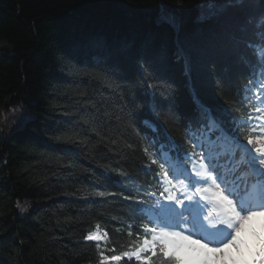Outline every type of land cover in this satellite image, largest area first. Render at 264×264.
Here are the masks:
<instances>
[{"label":"trees","instance_id":"16d2710c","mask_svg":"<svg viewBox=\"0 0 264 264\" xmlns=\"http://www.w3.org/2000/svg\"><path fill=\"white\" fill-rule=\"evenodd\" d=\"M218 6L0 0V264H98L95 244L83 239L96 224L117 242V252L106 254H119L127 225L146 222L134 221L132 203L122 198L143 196L154 176L144 167L142 142H163L166 129L189 147L186 126L195 123L198 105L214 113L239 106L233 93L245 74L224 46L227 25L240 13L217 17ZM185 58L193 62L190 76ZM150 75L172 85L165 103L176 119L153 113L144 95ZM228 76L232 87L218 91L215 79ZM109 79L119 87H109ZM143 116L157 122V133Z\"/></svg>","mask_w":264,"mask_h":264},{"label":"snow or ice","instance_id":"6c2138e0","mask_svg":"<svg viewBox=\"0 0 264 264\" xmlns=\"http://www.w3.org/2000/svg\"><path fill=\"white\" fill-rule=\"evenodd\" d=\"M209 3L219 5L213 12L217 17L229 9L240 13L227 25L224 46L238 73L245 74L246 82L233 93L239 106L214 113L208 106L198 105L197 119L195 123L189 121L185 131L192 151L181 150L166 129L163 142L155 136L146 144L142 142L149 160L144 167L154 173L148 187L156 190L122 198L132 203L133 220L146 222L128 224L127 243L120 244L122 250L112 255L106 253L117 252V242L96 224L83 239L95 244L98 264H131L133 259L137 264H196L192 253L199 251L219 254L223 264H264V237L252 227L256 218L264 219V123H254V114L264 113V0ZM164 19L176 23L172 15ZM184 63L185 75L190 76L193 62L185 58ZM140 67L142 72L146 70L144 64ZM106 74L116 76L115 70H106ZM108 86L119 87L112 79ZM214 86L220 92L229 90L231 76L218 77ZM145 87L153 113L176 119L173 107L165 103L173 93L172 85L150 75ZM241 108L247 110L246 115ZM143 124L158 132L157 122L145 120ZM205 193H211V215L204 213L208 207L204 201L209 200ZM115 232L123 234L121 229ZM242 233L248 238H242ZM197 236L199 239L194 238Z\"/></svg>","mask_w":264,"mask_h":264},{"label":"rangeland","instance_id":"374dc122","mask_svg":"<svg viewBox=\"0 0 264 264\" xmlns=\"http://www.w3.org/2000/svg\"><path fill=\"white\" fill-rule=\"evenodd\" d=\"M16 118H17V116H16ZM5 119H6L5 115H3V114L0 115V120L6 121ZM208 214L211 215L212 214V211H209ZM259 219L260 218H256L252 223H254L253 224L254 228H256L258 231H261V229H263V228H261V227L260 228H257V226L255 225L256 223H258ZM241 236H242V238H248L247 235H246V233H242ZM194 238L199 239L198 236L197 237H194ZM227 251H234V250L229 249ZM192 256L195 258L196 264H204V261H207L208 262L209 259H211V257H214L216 259V261H218V264H223V261H221L219 259V254L205 253L204 251H199L198 253H192Z\"/></svg>","mask_w":264,"mask_h":264},{"label":"bare ground","instance_id":"6f19581e","mask_svg":"<svg viewBox=\"0 0 264 264\" xmlns=\"http://www.w3.org/2000/svg\"><path fill=\"white\" fill-rule=\"evenodd\" d=\"M95 57H96V56H95ZM99 58H100V57H99ZM145 120H149V121H150V119H149L148 117L143 116L142 119H141V123L143 124V122H144ZM207 264H218V261H216V259H215L214 257H211V259H209V261L207 262Z\"/></svg>","mask_w":264,"mask_h":264}]
</instances>
